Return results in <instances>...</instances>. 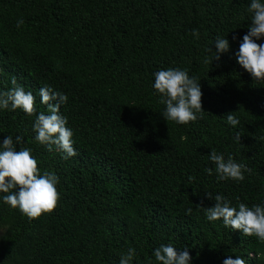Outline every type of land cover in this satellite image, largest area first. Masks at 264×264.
<instances>
[{"label": "trees", "instance_id": "16d2710c", "mask_svg": "<svg viewBox=\"0 0 264 264\" xmlns=\"http://www.w3.org/2000/svg\"><path fill=\"white\" fill-rule=\"evenodd\" d=\"M250 3L0 0V92L15 79L36 107L32 116L0 109V143L22 136L17 151L31 149L41 173L58 176L60 193L56 210L35 220L0 193V264H119L129 249L131 264H158L154 252L162 245L187 248L190 264H223L229 256L264 264V241L209 221L205 211L215 206L207 193L237 209L264 206V82L237 60L252 23ZM217 37L229 41L219 60ZM169 68L200 83L204 112L188 125L163 117L155 73ZM43 87L68 97L60 114L75 157L35 138L37 116L49 114ZM230 113L240 121L235 127ZM212 150L250 169L245 179L218 182Z\"/></svg>", "mask_w": 264, "mask_h": 264}, {"label": "clouds", "instance_id": "9594fccd", "mask_svg": "<svg viewBox=\"0 0 264 264\" xmlns=\"http://www.w3.org/2000/svg\"><path fill=\"white\" fill-rule=\"evenodd\" d=\"M249 11L253 13L252 23L249 31L243 37L237 53V60L254 79L264 82V44L256 41L264 38V3L260 0H251ZM24 21H17L19 28ZM193 35L198 39L199 31ZM216 48L218 53H213L215 60L220 55L229 51L228 39L217 37ZM205 64L212 63L205 57ZM14 87L6 92H0V109L16 111L22 109L29 116L35 115V97L31 92H25L22 86H15L16 80H12ZM154 88L161 95V103L166 105L163 117L167 121H173L179 125H188L198 119L197 114L204 112L202 106V90L200 83L195 77L190 78L187 70L169 68L155 73ZM41 102L47 106L48 113L41 112L34 123V130L37 133L36 140L48 147L49 151L53 146L66 153L64 157H75L77 152L73 146V132L66 127L68 121L60 114L62 104H66L68 97L63 93L53 91L50 87L40 89ZM227 122L236 126L240 123L235 113L226 116ZM235 139L241 143L239 132ZM24 138L17 136L15 142L11 136L3 137L0 143V193L4 203L13 209H19L29 220L39 219L42 215L52 214L59 205L60 193L57 189L58 176L54 172L44 171L41 173L38 161L33 157L31 149L21 147L17 151L16 145H23ZM210 161L215 165L218 174V182L234 180L242 182L245 179L244 172H250L243 164H238L229 156L225 160L222 154L212 150L209 155ZM209 175L212 169H206ZM207 198L215 201L214 207L205 208L206 217L209 221L223 220L225 227L241 231L247 237H257L264 241V206L254 205L248 207L239 203L238 209L231 206L229 200L223 195L207 193ZM202 206V205H198ZM191 209H189V212ZM135 255V249L129 251L120 258L119 264H131ZM158 264H190L191 256L187 248L178 251L171 245H162L154 252ZM249 260L259 259L253 253L248 254ZM223 264H246V261L239 256L233 259L227 257Z\"/></svg>", "mask_w": 264, "mask_h": 264}, {"label": "rangeland", "instance_id": "374dc122", "mask_svg": "<svg viewBox=\"0 0 264 264\" xmlns=\"http://www.w3.org/2000/svg\"><path fill=\"white\" fill-rule=\"evenodd\" d=\"M4 232H5V230L0 231V238L3 236Z\"/></svg>", "mask_w": 264, "mask_h": 264}]
</instances>
